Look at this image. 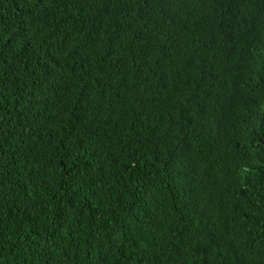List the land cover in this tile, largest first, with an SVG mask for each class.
<instances>
[{"label":"trees","instance_id":"16d2710c","mask_svg":"<svg viewBox=\"0 0 264 264\" xmlns=\"http://www.w3.org/2000/svg\"><path fill=\"white\" fill-rule=\"evenodd\" d=\"M0 264H264V0H0Z\"/></svg>","mask_w":264,"mask_h":264}]
</instances>
